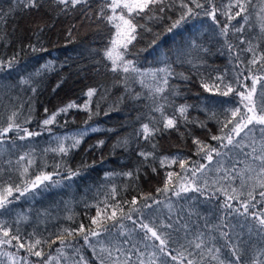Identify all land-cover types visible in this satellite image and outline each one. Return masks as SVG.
I'll use <instances>...</instances> for the list:
<instances>
[{
    "label": "trees",
    "instance_id": "trees-1",
    "mask_svg": "<svg viewBox=\"0 0 264 264\" xmlns=\"http://www.w3.org/2000/svg\"><path fill=\"white\" fill-rule=\"evenodd\" d=\"M164 2L169 5L164 12L137 18L142 27H137L136 39L128 46L125 58L133 62L139 74L130 72L124 79V74H114L106 67L110 62L103 53L115 29L100 15L104 0H87L75 8L59 5L56 0H39L36 8L24 7L17 0H0V128L6 127L9 116L16 112L15 122L20 129L38 133L28 136L14 128L6 137H0V190L16 185L23 191L36 175L51 176L37 187L27 188L23 195L13 191L8 197L11 202L0 208V223L18 231L26 242L41 239L37 250L42 256L30 254L27 248L5 245L0 247V264H11L2 255L4 252L14 255L17 264H45L50 257V264H78L81 256L86 264H100L101 257L105 264H111L101 247H111L114 256L119 255L115 252L119 247L131 256L130 264H138L140 259L145 264L152 260L155 264L165 260L172 264L151 240L143 239L144 233L134 220L152 222L169 236L173 255L191 251L190 258L196 264H233L234 251L240 257L238 264H254L257 257L264 259V233L258 234V225L254 227L251 217L240 214L242 209L236 212L225 208V197L217 191L220 185L227 187L220 179L224 171L256 166L258 162L245 156L251 152V140L244 138L238 147L220 149L222 154H213L211 162L202 158L203 153L196 154L193 143L198 139L219 148V141L211 137L221 135V122L230 115L225 109L239 106L240 101L235 93L220 95L213 85L220 83L218 77L225 82L235 81L246 66L243 62L252 56L245 51L249 46L257 54L264 50L260 20L264 0H250L248 11L229 23L227 36L221 33L228 22L220 11L224 0L205 3V8L212 4L217 7L218 23L190 4L200 15L187 17L172 31L168 29L184 10L179 8L178 0L174 5L171 0ZM235 27L242 31L236 32ZM8 61H12L10 67ZM160 68L172 73L167 85L163 84ZM150 72L155 77L145 75ZM25 80L27 83L22 82ZM157 88L163 91L156 92ZM89 89L96 90L89 102L90 111L74 107L44 124L69 103L82 106L89 101ZM159 106L166 115H176V127L163 128L161 111L153 110ZM180 106H187V120L180 117ZM145 123L160 129L148 140L140 135ZM22 135L24 139H20ZM252 136L259 149L261 133L257 130ZM75 140L79 144L72 147ZM61 145L67 154L57 151ZM141 152L151 155L145 158ZM21 156L25 160L21 161ZM164 157L185 158L190 166L205 164L199 179L192 178L203 194L188 191L175 195L182 183L179 177L174 178L176 189L157 192L164 187L166 172L181 173L178 164L169 166L170 161L162 166L160 159ZM254 183L248 181L243 189L239 181L233 185L239 200L248 199ZM134 198L135 205L131 203ZM230 203L240 208L238 201ZM253 203L256 207L250 212L264 209L259 195ZM115 205L122 212L117 210L116 221L105 222L107 231L92 225L98 209L99 219H104ZM81 224L84 233L67 234L66 230H77ZM168 224L172 227H165ZM89 227L102 232L100 237H89L91 246L84 241ZM61 234L64 245L57 239ZM197 236L204 241L200 250L190 243ZM52 240L56 242L44 243ZM208 249L218 251L210 254ZM153 252L157 253L155 257ZM126 255H121V261ZM210 255L216 259H210Z\"/></svg>",
    "mask_w": 264,
    "mask_h": 264
},
{
    "label": "snow or ice",
    "instance_id": "snow-or-ice-1",
    "mask_svg": "<svg viewBox=\"0 0 264 264\" xmlns=\"http://www.w3.org/2000/svg\"><path fill=\"white\" fill-rule=\"evenodd\" d=\"M19 4H23L24 7H39V0H17ZM59 5L70 6L75 8L77 5L82 3H87V0H56ZM179 8L184 11L180 12L179 18L176 19L168 31H172V29L177 28L181 25L183 21L186 20L187 17L191 15H200V13H196L195 9H202L203 14L210 16L213 22H217L216 14L217 7L212 4L210 8H205V3H211V0H178ZM176 0H171V4L174 5ZM250 0H224L223 8L220 10L222 15L227 17V23L223 25L221 28V33L224 36L228 35L229 23L231 20L236 17H240L242 13H246L248 11V4ZM194 5L190 7L189 5ZM157 6H159L157 8ZM169 7L166 5L164 0H104L103 7L101 9L100 15L108 21V23L115 29L113 37L109 41V45L104 49V58L110 62V66L108 70H110L114 74H124V79H127L128 73H138L139 70L133 65L131 60L126 59V55L128 53V46L136 39L137 27H142L137 22L138 17H148L149 14L155 13L157 11L164 12L165 8ZM108 9L110 11H105ZM261 13H264V8H261ZM150 18V17H149ZM245 21H247V16L244 17ZM261 27L264 29V15L260 16ZM42 30V29H41ZM236 32H241V27H235ZM243 43V41H241ZM231 50V49H230ZM245 51L252 53L251 58L243 62L245 63V68L242 71H239L234 82H225L221 77L217 79L220 81L219 84H214L213 88L219 92L222 96H229L232 93H235V96L239 97L240 104L239 106L225 109L226 113H230V115H226L224 121L221 122V135L216 136L213 135L211 137L214 141H219V148L213 147L211 145H205L202 141L198 139H194L193 143L196 145L197 150L196 154L199 155L203 153V159L211 162L213 160V154L216 156H220L222 153L220 149L228 148L229 146L238 147L240 145L241 140L244 138H249L251 140V144L248 145L251 147V152L245 153V156L249 157L252 161L258 162L255 167L246 166L243 169H236L233 167L231 171H224L221 180L227 183V187L224 185H220L217 188V191H220L224 197V207L233 209V211L240 212V214L251 217L254 222V227L258 225L257 232L258 234L264 233V209L257 212H250V208H255L256 196L259 195L261 201H264V50L260 51L257 54L256 49L249 46ZM237 59H240L239 55H237ZM12 61H8L7 65L10 67ZM251 65V67H248ZM259 65V68L256 66ZM0 66H3V62H0ZM159 72L164 73L163 84L167 85L168 76L172 73L167 68L158 69ZM246 73V74H245ZM145 75H152L155 77V73H146ZM247 81H251L249 84ZM23 83H27V81H22ZM221 85L223 87H221ZM205 89L208 90V85H204ZM35 91V89H33ZM95 89H89L86 93L89 101H86L82 106L75 104V102L69 103L65 108L59 109L57 113H53V115L44 121L45 125L52 123L55 120L56 115L60 112H67L68 109L74 107H82L83 110L89 109V102L91 97L95 93ZM163 88H157L156 92H162ZM259 92V95L257 93ZM257 100H259V104H257ZM162 106L155 107L154 111H161ZM47 111V110H45ZM187 111V106H180L178 108V112L181 118L187 120V116L185 115ZM17 113L13 112L11 116L8 118V124L6 127L0 128V137H6L7 134L15 129H20V125L16 124ZM161 120L162 126L164 129H170L176 127L177 117L175 114L169 116L161 111ZM28 136L38 134L29 132L27 129H20ZM160 129L157 127H150L148 123L141 125L140 135L143 139L148 140L156 131ZM226 130V131H225ZM259 131L261 133L260 138V147L259 149L256 147V140L253 138L252 134L254 131ZM240 139H237V138ZM20 139H24V136H20ZM102 143V142H101ZM79 144V140H75V143L72 147H75ZM57 151L67 154V149L61 145L57 149ZM140 155L145 156L147 158L150 153L141 152ZM21 161L25 160V156H21L19 158ZM170 164H178L181 169V173H175L173 171L166 172L165 183L162 189H157V192L167 193L176 189V183L174 178L179 177L182 183H180L178 190L174 191V194L180 196L181 193H187L188 191H196L201 192L203 194V189H201L200 185L196 183V180L192 179L193 177H198V173H203L204 169L207 167L205 164H198L195 166H190L189 162L185 158L180 157H164L160 159V163L162 166L169 162ZM31 164V161H28ZM27 167L24 168V172L27 173ZM155 171V169H153ZM217 171H220L219 169ZM191 175L188 176L187 174ZM253 173L255 175H253ZM75 175L76 173H72ZM247 174V175H246ZM130 175V174H129ZM51 176L48 174H39L36 175L33 180L30 181L32 187H37L39 184L44 183L47 180H50ZM253 180L255 183L252 185L251 190L248 191V199L247 200H239V195L237 194V188L233 185L237 181H239L241 189L247 184L248 181ZM219 183V181H217ZM207 182H205V185ZM195 185V187H193ZM257 187L259 191L257 192ZM230 188V191H229ZM27 187L22 191L20 187L16 185H7L0 190V208H3L6 203H10L11 201L8 197L12 196L13 191L20 192L21 195L24 194V191H27ZM115 191V190H113ZM242 194V192L240 193ZM151 197H145V200H149ZM238 201L240 204V208H234L233 204L230 201ZM131 203L135 205L137 203L134 198ZM153 203H158V201L153 200ZM146 207H151V204H146ZM122 212L119 205H115L110 215L105 213L104 219H99L101 216V210H97V216L92 218V225H97L98 229L105 228V222L107 220L116 221L118 216V211ZM131 219L129 215L127 217ZM134 224H138L139 229L144 233V240H151L153 242V247L165 257H169L172 264H196V262L190 258L193 256L191 251H188V254L185 255L184 252H176L175 255L172 254L173 250L169 248V236L160 231L159 227H156L152 224V222L145 223L143 220L139 222L133 221ZM123 227V225H121ZM165 227H172L171 224L165 225ZM69 236L73 235L75 232L84 233L85 226L83 224L80 225L77 230H66ZM102 232L100 230H93L91 227L87 230V234L84 236V241L86 244L91 246V242L89 237H100ZM0 247L5 245L17 247L18 250L27 248V251L36 256L41 257L42 251L37 250V246L41 245V239H34L31 242H26L21 238L18 231L13 232L10 226H6L3 223H0ZM60 241L61 245H64V236L61 234L57 237ZM15 241V244H13ZM55 240L52 241H44V243H55ZM158 242V243H157ZM191 244L194 245L195 249H202L204 246V241L200 236L196 237L195 241H191ZM147 247V245H145ZM59 251V249L57 250ZM101 252H106L107 256L111 259V264H130L131 256H127L126 254L121 252L119 247L115 248V252L119 255H113V250L111 247L105 248L101 247ZM139 251V250H137ZM187 251V249H186ZM209 253L212 254L214 249H208ZM95 252V249H94ZM156 252H153L152 255L155 257ZM200 253H197L199 255ZM2 255L7 256L8 260L11 264H17L16 257L7 252L2 253ZM121 255H126V258L121 261ZM233 255L236 257L233 264H238L239 255L236 251L233 252ZM264 255V254H262ZM23 261L24 258H20ZM51 257L49 261H46L45 264H50ZM210 259L215 260V255H210ZM26 264V261L24 262ZM78 264H86L84 257L81 256L79 258ZM100 264H105L104 259L100 258ZM138 264H145L143 259L138 261ZM150 264H155V260L150 261ZM161 264H168V261H162ZM254 264H264V259L261 257H257L254 261Z\"/></svg>",
    "mask_w": 264,
    "mask_h": 264
},
{
    "label": "rangeland",
    "instance_id": "rangeland-1",
    "mask_svg": "<svg viewBox=\"0 0 264 264\" xmlns=\"http://www.w3.org/2000/svg\"><path fill=\"white\" fill-rule=\"evenodd\" d=\"M46 174L50 175L49 173H46ZM216 180H217V178H216ZM30 187H32L31 184L27 188H30Z\"/></svg>",
    "mask_w": 264,
    "mask_h": 264
}]
</instances>
